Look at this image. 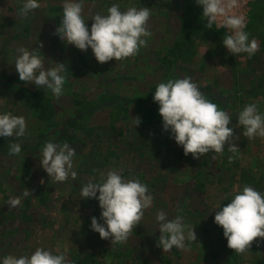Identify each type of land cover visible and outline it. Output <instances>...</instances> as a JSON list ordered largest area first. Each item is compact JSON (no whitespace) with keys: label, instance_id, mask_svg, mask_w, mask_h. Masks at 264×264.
<instances>
[{"label":"rangeland","instance_id":"obj_1","mask_svg":"<svg viewBox=\"0 0 264 264\" xmlns=\"http://www.w3.org/2000/svg\"><path fill=\"white\" fill-rule=\"evenodd\" d=\"M39 2L40 8L22 17L24 0H0V114L23 116L27 124L24 138L0 137V262L7 255H30L43 248L64 254L69 263L73 254L94 251L90 264H137L141 258L154 264H264V239L256 238L238 254L227 247L223 228L214 222L220 207L243 186L264 193V138L249 140L241 127H235L239 112L249 103L264 115V89L253 93L251 88L255 83L264 86V0H248L244 31L259 45L253 56L230 54L222 43L227 31L223 35L205 29L203 8L196 0H83L82 15L89 29L92 16L107 14L113 4H119L121 11L151 10L147 24L151 36L144 37L147 46L138 55L104 64L91 48L79 50L53 35L61 23L64 0ZM186 26L188 42L181 46ZM21 47L35 51L46 69L65 64L59 98L19 79L15 61ZM184 77L231 117L229 127L239 136L235 142L240 149L233 159L229 160L233 153L227 144L223 153L209 152L200 159L185 156L182 146L163 131L159 105L151 102L156 86ZM27 91L35 94L27 96ZM45 99L54 108L51 125L40 118L37 103ZM137 117L141 123L136 126ZM65 134L78 137L71 146L77 178L56 182L39 159L46 141L67 143ZM12 143L21 144L19 155L10 153ZM112 169L125 180L138 178L153 198L128 240L116 245L90 228L91 218L101 216L99 201L81 197L83 185L98 182L101 172ZM44 183L53 189L50 200H40L43 192L27 204L30 194H22L42 189ZM13 197H22L21 205L10 209ZM22 207L30 217H23ZM158 211L170 219L183 217L197 240L186 239L184 249L169 252L157 247L162 234Z\"/></svg>","mask_w":264,"mask_h":264},{"label":"clouds","instance_id":"obj_2","mask_svg":"<svg viewBox=\"0 0 264 264\" xmlns=\"http://www.w3.org/2000/svg\"><path fill=\"white\" fill-rule=\"evenodd\" d=\"M196 3L203 8L208 28L217 24L229 30L230 34L224 36L222 43L230 54L255 55L259 50L258 42L255 38L249 40V34L244 31L245 17L234 11L239 6L238 0H196ZM40 7L39 0H24L20 14L27 17L29 12ZM83 7V0H64L61 23L53 35L79 50L86 52L91 48L101 64L133 57L147 46L144 37L151 36L147 27L151 17L150 8L129 7L121 11L119 4H113L107 8V14L96 13L92 16L93 23L89 29L82 15ZM40 48H43L42 43ZM17 53L15 69L19 79L27 84H35L37 88L50 90L59 98L65 83L62 75L65 64L56 63L55 67L46 69L42 58L35 51L21 47ZM153 101L159 105L163 131L169 132V138L182 146L185 156L191 154L194 159H200L209 152L223 153L227 144V150L233 153L229 157L231 160L240 150L235 142L239 136L234 135V128L229 127V114L206 99L190 77L160 82L156 86ZM135 121L136 126L141 123L138 117ZM235 127H241L242 135L249 140L264 138V115L258 111L255 103H249L239 112ZM26 132L27 124L23 116L0 114V137L15 136L21 139ZM9 151L19 155L21 144H10ZM75 154V149L68 143L46 141L39 163L56 182H64L69 176L75 180ZM148 192L147 185L138 178L125 180L115 169L101 172L98 182L90 181L81 187V197L97 199L101 208L100 218H91V230L99 233L101 239H110L112 245L125 243L133 228L139 225L144 210L152 204L153 198ZM22 195L27 197L29 191ZM21 199L10 198L9 208L20 206ZM156 221L162 233L156 246L164 252L174 247L184 249L186 239L197 240L194 228L185 224L181 216L170 219L163 211H158ZM214 222L223 228L227 247L243 254L256 238L264 239V193L251 186H243L242 191L230 199V203L220 207ZM0 264H68V261L64 254H53L50 250L37 248L30 255H7Z\"/></svg>","mask_w":264,"mask_h":264},{"label":"trees","instance_id":"obj_3","mask_svg":"<svg viewBox=\"0 0 264 264\" xmlns=\"http://www.w3.org/2000/svg\"><path fill=\"white\" fill-rule=\"evenodd\" d=\"M197 14H198V17H199L200 16L199 12ZM203 25H204V28L205 29H209L208 31H212V32H216V33L217 32L218 33L221 32L223 35H225L224 34L225 33L224 32L225 29H219L214 24H213L212 28H208V26H207V20H206L205 23H203ZM187 32H188V28L186 26L185 29H184V31L182 32V35L179 38V45L181 44V46H182L183 43L185 44V43L188 42V39H187L188 33ZM251 88H252L253 93H257V92L263 91L264 86L262 84H260V83H255V86L254 87H251ZM32 92L27 91V92H25V94L27 96H33L35 93H32ZM22 93H24V91H22ZM151 102H152V104H155V102L153 100ZM76 103H78L79 105H82L83 104L82 101L81 100H78V99H77ZM37 105L41 108L40 118L41 119H44V120H50L48 122L51 125L53 122L51 121L52 116L50 114H51V112L53 111L54 108H53L51 102L49 101V99H45L42 102H38ZM74 123H75V120H73V124ZM75 125H78V123H76ZM84 130H85V133H87L89 131V129L88 128H85V127H84ZM76 138H78L77 135H68V134H65L63 136V139L65 141H67V143L70 146H73L74 145L73 144L74 143V139H76ZM63 139H62V142H64ZM198 185L200 186L201 185V182H199ZM42 186H43L42 187L43 190L41 188H39V187H36L33 190L32 193H29L30 195L27 198V201H28L27 204L28 203L30 204V202L33 201L34 199H38L40 197V194L43 193V192L45 193V196L41 197L40 200L41 201H44V202H48L47 199L50 200V195L49 194H50V192H53V189H51V187L49 186L48 183H44ZM22 210H23V217L24 216L25 217L26 216L30 217V215L27 214V212H25V208L22 207ZM117 254L119 255L120 252H118ZM94 256H95V252L94 251H92V252H84V253H79V254H73L72 261L70 263L68 262V264H90V263L93 262ZM140 261H141V263L137 259V261H136L137 264H154L153 261L148 262L149 260L148 261L146 259H143L142 260V258L140 259Z\"/></svg>","mask_w":264,"mask_h":264},{"label":"built area","instance_id":"obj_4","mask_svg":"<svg viewBox=\"0 0 264 264\" xmlns=\"http://www.w3.org/2000/svg\"><path fill=\"white\" fill-rule=\"evenodd\" d=\"M239 6L234 10L236 14L243 15L245 17L246 24L248 22V0H238ZM217 25V24H216ZM217 27H219L217 25ZM223 28V27H219ZM227 31L228 34H230L229 30L226 28H223Z\"/></svg>","mask_w":264,"mask_h":264}]
</instances>
